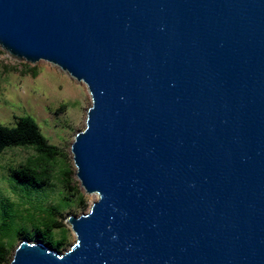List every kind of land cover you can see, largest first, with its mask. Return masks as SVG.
I'll use <instances>...</instances> for the list:
<instances>
[{
	"label": "water",
	"instance_id": "95a60500",
	"mask_svg": "<svg viewBox=\"0 0 264 264\" xmlns=\"http://www.w3.org/2000/svg\"><path fill=\"white\" fill-rule=\"evenodd\" d=\"M0 48L86 84L99 196L9 264H264V0H0Z\"/></svg>",
	"mask_w": 264,
	"mask_h": 264
},
{
	"label": "rangeland",
	"instance_id": "374dc122",
	"mask_svg": "<svg viewBox=\"0 0 264 264\" xmlns=\"http://www.w3.org/2000/svg\"><path fill=\"white\" fill-rule=\"evenodd\" d=\"M91 104L86 84L59 67L44 60L36 63L17 60L0 48V122L12 126L18 117L30 115L49 143L62 152L51 162L50 181L43 188L26 187L12 179L13 168L39 157L32 147H11L0 152V215L3 209L15 215L13 218L7 213L8 219H14V227L3 238L10 261L24 238L36 242L49 236L54 243L64 238L58 251L68 250L76 235L66 223L67 217L87 213L98 200L97 194H88L81 186L71 152L75 135L86 125ZM52 208L57 209L54 214ZM50 218L57 219L62 227L40 235L38 230H45L44 223ZM22 230L29 237L18 233Z\"/></svg>",
	"mask_w": 264,
	"mask_h": 264
},
{
	"label": "trees",
	"instance_id": "16d2710c",
	"mask_svg": "<svg viewBox=\"0 0 264 264\" xmlns=\"http://www.w3.org/2000/svg\"><path fill=\"white\" fill-rule=\"evenodd\" d=\"M11 147H32L39 154L37 159L11 170L13 181L26 187L43 188L47 186L51 177L49 166L58 156H62V152L57 146L49 143L32 116L18 117L12 126L0 122V152ZM51 211L54 214L57 209L52 208ZM7 213L13 216L11 210L5 209L0 215V264H9L10 262V252L3 238L12 233L15 215L8 219ZM44 226L46 227L45 230H38L40 235L46 234V231H51L53 228L62 227V223L55 218H50L49 222L44 223ZM18 233L25 235L24 237H29L24 230L18 231ZM42 239L57 250L64 243V238L58 243H54L49 236H43Z\"/></svg>",
	"mask_w": 264,
	"mask_h": 264
}]
</instances>
